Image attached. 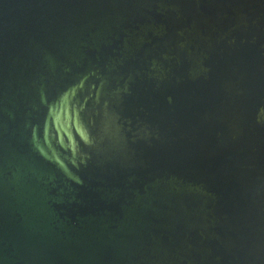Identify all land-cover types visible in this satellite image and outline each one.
I'll return each instance as SVG.
<instances>
[{"label":"water","instance_id":"1","mask_svg":"<svg viewBox=\"0 0 264 264\" xmlns=\"http://www.w3.org/2000/svg\"><path fill=\"white\" fill-rule=\"evenodd\" d=\"M0 264H264V0H0Z\"/></svg>","mask_w":264,"mask_h":264}]
</instances>
